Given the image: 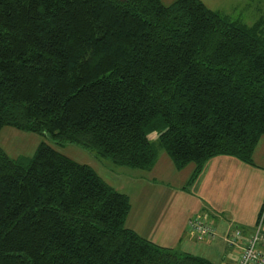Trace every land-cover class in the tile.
I'll use <instances>...</instances> for the list:
<instances>
[{"label":"trees","instance_id":"obj_1","mask_svg":"<svg viewBox=\"0 0 264 264\" xmlns=\"http://www.w3.org/2000/svg\"><path fill=\"white\" fill-rule=\"evenodd\" d=\"M50 135L151 170L230 156L264 136V19L203 0H0V132ZM264 209V208H263ZM129 195L47 142L0 146V264H215L126 226Z\"/></svg>","mask_w":264,"mask_h":264},{"label":"crops","instance_id":"obj_2","mask_svg":"<svg viewBox=\"0 0 264 264\" xmlns=\"http://www.w3.org/2000/svg\"><path fill=\"white\" fill-rule=\"evenodd\" d=\"M258 148L254 165L224 155L211 158L189 186L195 164L178 170L171 157L158 152L153 168L145 170L150 177L137 176L134 193L125 192L131 200L126 226L161 246L204 256L215 264H237L242 242L254 233L264 208V165L256 162ZM197 215L214 226V237L201 239L189 232V220ZM235 229L244 239L238 245L227 240ZM258 247L264 252V227Z\"/></svg>","mask_w":264,"mask_h":264},{"label":"rangeland","instance_id":"obj_3","mask_svg":"<svg viewBox=\"0 0 264 264\" xmlns=\"http://www.w3.org/2000/svg\"><path fill=\"white\" fill-rule=\"evenodd\" d=\"M174 1L175 0H162V2L166 5H170ZM203 1L210 8L228 15L232 20H238L249 26L253 25L260 18L264 19V0ZM150 139L156 143L159 153H165L166 157H170L168 156V153L159 145L158 134L156 132L150 135ZM42 142H47L63 154L79 163L92 166L105 181L116 188H120V192L123 193H134L133 191L138 185L135 180L137 176H142L143 178L150 177L148 171L115 165L110 158L99 157L96 152L82 148L76 144L69 142L63 143V145L56 144L48 134L41 135L34 132L22 131L12 126H5L0 132V146L13 159H18L20 157L32 158L38 146ZM258 147L256 162L259 165H264V141H260ZM175 173L178 172L175 170ZM180 179L181 176H179V178L176 177V180L179 181ZM189 185L190 184L188 183V186ZM215 262L218 263L216 257Z\"/></svg>","mask_w":264,"mask_h":264},{"label":"built area","instance_id":"obj_4","mask_svg":"<svg viewBox=\"0 0 264 264\" xmlns=\"http://www.w3.org/2000/svg\"><path fill=\"white\" fill-rule=\"evenodd\" d=\"M263 226L264 209L259 215L254 233L242 242V252L237 264H264V252L258 247L262 238ZM188 230L191 234L201 239L214 237L216 235L214 226L211 225L203 215H197L191 218L188 223ZM227 240L232 245H238L239 241L244 240L242 231L240 229H235L231 232Z\"/></svg>","mask_w":264,"mask_h":264}]
</instances>
